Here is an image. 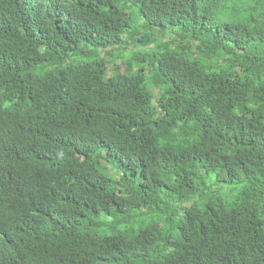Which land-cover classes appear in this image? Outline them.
I'll return each mask as SVG.
<instances>
[{
	"label": "trees",
	"instance_id": "obj_1",
	"mask_svg": "<svg viewBox=\"0 0 264 264\" xmlns=\"http://www.w3.org/2000/svg\"><path fill=\"white\" fill-rule=\"evenodd\" d=\"M0 264H264V0H0Z\"/></svg>",
	"mask_w": 264,
	"mask_h": 264
},
{
	"label": "rangeland",
	"instance_id": "obj_2",
	"mask_svg": "<svg viewBox=\"0 0 264 264\" xmlns=\"http://www.w3.org/2000/svg\"><path fill=\"white\" fill-rule=\"evenodd\" d=\"M129 53V51H128ZM89 58L87 57H84V61H87ZM123 60L121 59H118V60H115V62L122 66L121 63H122ZM231 189H234V188H231V187H227V188H224L222 190V198L225 200H231L233 198V196H235L236 193H231L230 195L229 194V190ZM225 195H228V196H225ZM154 219H156V217L154 216H147L145 218H135V220L126 225V226H117V227H114V228H106L104 226V228H100L96 231L97 234L99 235H110L113 231L115 230H120V231H123V230H126V229H131L133 231H138L140 229H142L143 227H146L150 222H152ZM102 222H105L107 224H110L111 222H113V217H101L100 219Z\"/></svg>",
	"mask_w": 264,
	"mask_h": 264
},
{
	"label": "clouds",
	"instance_id": "obj_3",
	"mask_svg": "<svg viewBox=\"0 0 264 264\" xmlns=\"http://www.w3.org/2000/svg\"><path fill=\"white\" fill-rule=\"evenodd\" d=\"M69 62V61H68ZM92 131H95V132H97L96 130H92ZM53 133V131H49V134H52Z\"/></svg>",
	"mask_w": 264,
	"mask_h": 264
}]
</instances>
